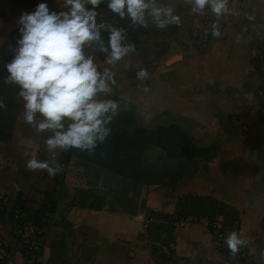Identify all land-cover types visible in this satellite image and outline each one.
<instances>
[{"label": "crops", "instance_id": "1", "mask_svg": "<svg viewBox=\"0 0 264 264\" xmlns=\"http://www.w3.org/2000/svg\"><path fill=\"white\" fill-rule=\"evenodd\" d=\"M40 2L0 0V54L6 45L15 44L20 14L33 11ZM47 2L59 10L61 0ZM163 3L181 16L180 25L159 31L150 25L140 31L101 7V18L128 28L136 48L113 69L119 85L113 98L120 102L121 113L133 108L137 127L187 123L190 146L198 154L177 160L162 157L158 182L141 181L134 188L131 181L122 201L105 195L101 206L91 207L93 199L88 197L100 192L91 189V175L81 172L74 159L63 164V151L47 150L46 134L24 122L22 101L16 95L11 139L0 141V196L5 199L0 264H161L152 251L151 230L163 223L153 219L158 226L152 228L147 213L174 214L179 199L187 195L211 198L228 208L233 217L215 219L225 229L224 238L237 231L248 241L241 249L249 253L252 264H264V71L255 56L256 43L264 40V0H230L239 15L222 17L221 35L203 50L190 43V28L216 18L191 13L183 0ZM154 29L164 45L158 53L153 52ZM88 51L103 63L102 53ZM140 69H146L149 77L138 87ZM32 155L62 163V172L52 177L46 170H28L26 162ZM181 163L180 176L171 182L174 167ZM18 194L34 203L45 227L34 261L24 256L12 231L10 216ZM208 222L185 218L174 225L168 236L173 248L168 264H243L220 256Z\"/></svg>", "mask_w": 264, "mask_h": 264}, {"label": "clouds", "instance_id": "2", "mask_svg": "<svg viewBox=\"0 0 264 264\" xmlns=\"http://www.w3.org/2000/svg\"><path fill=\"white\" fill-rule=\"evenodd\" d=\"M183 3L190 6L193 14L216 18L210 27L213 37L221 35L222 17L239 15L230 7V0ZM101 5L128 21L133 29L152 25L164 30L181 24V16L163 0H61L59 10L43 0L33 11L22 12L17 21L18 38L9 45L13 55L4 65L6 75L2 79L5 85L18 89L23 120L37 133L46 134L44 144L49 152L75 149L93 154L111 137L110 125L121 113L120 102L113 98L119 86L113 69L136 48L129 41L128 28L101 18ZM240 39L238 35L237 42ZM89 48L104 55L103 63L89 53ZM148 77L146 69L137 71L138 87ZM143 91L149 89L144 86ZM5 107L0 99V109ZM29 155L25 153L26 157ZM26 168L46 170L54 177L62 172L63 164L32 155ZM224 243L236 255L248 241L231 231Z\"/></svg>", "mask_w": 264, "mask_h": 264}, {"label": "trees", "instance_id": "3", "mask_svg": "<svg viewBox=\"0 0 264 264\" xmlns=\"http://www.w3.org/2000/svg\"><path fill=\"white\" fill-rule=\"evenodd\" d=\"M101 7L105 6L101 5ZM138 30L144 29L139 28ZM110 126L113 129L111 137L104 144L100 145L93 154L68 149L62 152L61 162L67 164L70 160L74 159L81 166V172L84 171L83 173L86 172L87 175L90 174L92 176L94 174L95 179L101 177L102 187H106L107 192L112 191L116 201L124 199L131 181L135 188L139 182L143 181L144 177L151 175L149 165L152 162L147 156L148 151L151 149H158L159 155L161 154L150 181L155 183L158 182L157 168L162 157H171L177 160L181 157H194L198 154V151L190 146L188 131L183 129L181 125L172 122L166 126H159L154 129L137 127L133 118L132 107H126L123 113L116 117ZM11 135V124L7 125L0 118V141H9ZM181 168L182 163L174 167L171 182H175L178 179L181 174ZM89 183L92 185L91 181ZM105 194L106 192L103 191L102 195H96L90 206L95 208L101 206ZM17 197L19 198L20 194ZM186 200H189L191 203H197L199 210L203 209L202 206L206 202L217 203L211 198L187 195L179 199L177 207H179L181 202H185ZM150 212L155 214L154 221L160 219L163 223V225H157V230L160 227L167 228H163L167 232L164 238L158 237L153 239L152 251L155 253V243L170 242L168 236L175 225L174 219H185L187 215H179L177 212L174 214H159L151 210ZM38 213L40 214L41 212L38 210ZM152 220L153 218L151 217L150 220L148 219L150 222ZM146 230L149 236L152 230L149 231L148 228ZM161 258V260H166L164 256ZM159 262L161 263V261Z\"/></svg>", "mask_w": 264, "mask_h": 264}, {"label": "built area", "instance_id": "4", "mask_svg": "<svg viewBox=\"0 0 264 264\" xmlns=\"http://www.w3.org/2000/svg\"><path fill=\"white\" fill-rule=\"evenodd\" d=\"M215 19H203L194 24L189 31L190 43L198 50L206 49V46L213 38L210 32V27ZM209 29L206 33L205 29ZM222 25L220 24V31ZM255 56L264 71V40H258L255 45ZM4 197L0 196V220L4 217ZM10 220L13 225V235L18 241L20 250L29 260H36L41 249L45 233V227L38 210L34 203L24 197H19L16 205L11 213ZM184 219H174V224L182 223ZM207 226L212 234V241L215 249L223 259L237 260L243 264H252L249 253L243 249L236 255L230 253L224 243L225 229L216 220L207 223ZM172 245L170 242L156 243L155 254L158 255L159 261L163 264H168L172 258ZM162 256L166 260H161Z\"/></svg>", "mask_w": 264, "mask_h": 264}, {"label": "rangeland", "instance_id": "5", "mask_svg": "<svg viewBox=\"0 0 264 264\" xmlns=\"http://www.w3.org/2000/svg\"><path fill=\"white\" fill-rule=\"evenodd\" d=\"M159 31V30H158ZM157 30H153V38H154V47H153V52L154 53H158L159 51L164 49V45L163 42H159L161 39V35L158 34ZM13 53L10 51L9 49V45H6L4 47L3 52L0 54V99L4 100V103L6 105V107L4 109H0V118L5 121V123L11 124L12 121V116L15 112L16 109V105L17 103L15 102L14 98L17 95V91L18 89L15 86L12 85H5L3 83V79L2 77L4 75H6V70L4 68V65L6 62H8L11 57H12ZM167 124H159V126H166ZM157 126V127H159ZM181 127L185 130L188 129V124L187 123H182ZM155 128V127H154ZM188 136H190L189 132H188ZM161 155V154H160ZM159 153L158 151H156V149H151L150 151H148L147 156L151 159V165H149V168L151 170V175H147L146 177H144L143 182L147 183L150 182L152 180V173L154 171L155 165L157 164V161L159 159ZM91 183H92V190L93 191H98L97 189H99V193L95 194V195H102V192H106L105 195L111 196L114 195V193L111 192H107V188L105 187L104 189H101L102 187V182H101V177L99 178V180H95L94 178V174L93 176L91 175ZM94 194V193H93ZM104 195V196H105ZM94 197H88L87 200H92ZM106 198L104 197V200ZM122 206V205H121ZM202 210H199V208L197 207V203H191L189 200H186L185 202H181V204L179 205V208L177 210V213L180 214H186V218H188L189 220H198L199 218H203L207 221L210 220H215L218 215H222L225 218H230L233 217L234 214L228 209L225 208L223 205H220L218 203H211V202H206L204 203V205L202 206ZM151 218L155 219V214L152 213H147ZM150 219V218H149ZM153 223V222H152ZM156 223V222H155ZM153 223V225L151 226L153 228L156 227L158 224ZM165 228V227H164ZM161 229V227H160ZM167 229V228H165ZM165 229H161V231H154L152 229V235L151 237L154 238H164L165 237Z\"/></svg>", "mask_w": 264, "mask_h": 264}]
</instances>
